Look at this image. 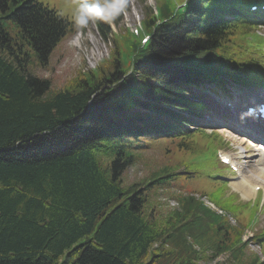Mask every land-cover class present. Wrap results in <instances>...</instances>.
I'll return each instance as SVG.
<instances>
[{
    "label": "trees",
    "instance_id": "trees-1",
    "mask_svg": "<svg viewBox=\"0 0 264 264\" xmlns=\"http://www.w3.org/2000/svg\"><path fill=\"white\" fill-rule=\"evenodd\" d=\"M186 1L184 12L172 0L160 15L147 6L144 34L123 30L98 69L54 89L32 62L45 69L79 28L39 0H0V264H194L193 234L211 262L264 264L250 248L257 242L264 255V230L244 240L257 207L239 213L225 183L172 197L178 207L162 225L156 210L146 214L184 164L186 174L201 166L195 138L204 133L184 127L204 107L200 92L264 85V52L249 41L258 26L236 15L246 1ZM95 23L108 40V23ZM140 142L174 164L129 188L124 167L139 161ZM215 143L205 159L213 153L218 164ZM223 216H239V227Z\"/></svg>",
    "mask_w": 264,
    "mask_h": 264
},
{
    "label": "rangeland",
    "instance_id": "rangeland-1",
    "mask_svg": "<svg viewBox=\"0 0 264 264\" xmlns=\"http://www.w3.org/2000/svg\"><path fill=\"white\" fill-rule=\"evenodd\" d=\"M39 1L49 8L56 10L62 17L67 18L72 23H74L73 17L79 4L84 2V0ZM89 2H91V0H89ZM147 2L149 3V6L155 5L154 0H147ZM179 5H182V3ZM145 7L146 5H144V3L141 1L136 2L133 0H128L124 7V10L122 11L123 19L121 21L119 20L118 24L115 23L114 20L109 23V29L112 30V32L108 40L97 28L96 23L90 22L86 28L79 29L72 38H69L68 40L66 39L67 41L64 40L54 49L50 57V63L45 69L40 68L39 62L33 60L30 68L31 73L39 75L41 77L53 76V88L58 89L63 86L69 79L73 78L76 74H89L93 70L98 69L102 65V63H104V61L109 58V55L114 48L113 39L115 35H122L123 30L125 29H130L131 31L138 30L139 34L141 33V31L145 30L143 28V24L146 16L149 14L145 10ZM254 33L256 34V37L253 35L250 36V43L252 44V46H254V49L258 51L262 50L264 52V42L261 40L263 42L261 43V41L259 40V38L264 39V27L262 29L256 30V32ZM143 41L144 39H142V42ZM93 53L96 54V56L92 59ZM206 87V89H209V86ZM217 94H222V90H218ZM227 94H234L235 98L230 102L233 104L235 110H231L230 108L227 109V107H224L227 101L221 100L223 109L229 110L230 116L228 118H224L215 122L217 124L216 127H218L219 129L218 131H216L217 133H207L206 135L200 134L195 138L199 144L197 145V147L206 151L199 159V161H201V166H199L198 168L195 167V172L186 174L185 169L187 165L184 164L181 167L180 174H178V177L175 179V182L172 184L167 194L163 195L160 192L158 194L160 198L153 202H149V208L146 214H149L151 211L156 210V212L154 213L160 219V225L171 218L172 213L170 211V207L176 209V205L174 204L175 201L172 197L178 195L193 194L200 198V195L202 193L215 190L216 187L220 185L217 182L221 181L214 179L213 176L215 175H217L218 177H222L223 180L226 181V194L236 195V193H239L240 201L244 203L238 206L240 208L239 213L241 214H253L254 211L252 210V208L254 207V205L250 204L246 208L245 204H248L249 202L252 203L256 201L257 198L259 201L264 197V178H258L259 176H261L260 172L258 171V169H261V166L257 167L259 163L258 155H261V152L258 151L261 147L258 144L264 142L255 141L244 129L245 126H248L249 128H251V130H255L260 133L262 132V130L259 126L255 125L253 121H249V123H243V121L235 118L241 116L239 114L240 110L237 108L236 100L242 97L243 102L249 100L264 101V89L263 87L254 88L245 87L244 85H229L227 87ZM219 103L220 102L218 101L215 102L216 105H219ZM220 125L224 127L219 128ZM239 126L243 131L242 134L237 132ZM216 127L212 126L211 128L215 129ZM230 127L234 128L236 132L234 130H231L232 128ZM211 128L209 129L211 130ZM214 134H216V136ZM210 141H215L219 145L216 150H212L215 153H218V160L219 156L227 155L231 159V161L235 165H237L238 169L236 173L228 170L227 167L222 166L219 162L218 164L214 163V160L212 158L213 153L210 154L211 159H205L209 156L210 150L212 149L210 146ZM137 145L138 147H141V151L137 152L140 154L139 161H137V163L133 167H124L128 168V170L124 173L121 181L124 186H127L129 188H133L139 182V179L143 180L144 177L151 171L156 170L166 164H174V162L169 158H166L162 154L154 152L153 146H150L149 144H143L142 142L138 143ZM205 145L208 146V150H206L207 147ZM252 146H254L253 149ZM255 154L256 156L253 157ZM180 160L181 156H178L177 161ZM224 169H227L228 171L225 172ZM255 173L258 177L255 175ZM241 174L247 178L253 177L251 185L254 184L256 186L257 184V187L263 188H261L258 197L255 196L256 198L245 199L241 191L234 189L232 183L239 180ZM254 181H256L257 183ZM259 185L262 186L260 187ZM262 192L263 194L260 195V193ZM208 205L213 211L222 215V213L219 212L215 207L211 206L210 204ZM235 205L237 204L235 203ZM256 213V222L255 225L250 226L249 231H247L248 237L253 236V234H255L256 232H261L264 230V205L260 206L259 209L257 208ZM244 217L245 216H243L242 220L244 219ZM224 218L228 220L230 227H239L238 225H236V221L240 218L239 216L237 217L238 219L234 216L232 218ZM192 239L193 242H191V258L194 264H226L225 260L227 259V257L224 256L220 257L217 261L211 262L212 256L200 250V246L198 242H196L194 234L192 236ZM251 240H253V238L245 241ZM256 244L257 242H253L250 248L253 249ZM254 251L257 252L261 260L264 261L263 256L257 250ZM159 264H170V262L164 259Z\"/></svg>",
    "mask_w": 264,
    "mask_h": 264
},
{
    "label": "clouds",
    "instance_id": "clouds-1",
    "mask_svg": "<svg viewBox=\"0 0 264 264\" xmlns=\"http://www.w3.org/2000/svg\"><path fill=\"white\" fill-rule=\"evenodd\" d=\"M125 7V0H84L74 14L77 28H86L90 22L111 23Z\"/></svg>",
    "mask_w": 264,
    "mask_h": 264
},
{
    "label": "bare ground",
    "instance_id": "bare-ground-1",
    "mask_svg": "<svg viewBox=\"0 0 264 264\" xmlns=\"http://www.w3.org/2000/svg\"><path fill=\"white\" fill-rule=\"evenodd\" d=\"M96 56V54H92V59L94 58ZM237 106H238V104H237ZM207 116V115H206ZM264 123V122H263ZM240 125V124H239ZM230 128H232V127H230ZM261 129H264V127H261ZM238 131H242V129L240 128V126H239V129H238ZM242 134V133H241ZM258 137H264V134H261V133H258ZM255 140V139H254ZM256 141V140H255ZM225 142V141H224ZM254 148V146H252V149ZM259 152H261V155L259 154L258 155V166L257 167H260L261 166V169H258V171L260 172V174H261V176H257L256 175V173H255V175L258 177V178H264L263 176H264V149L261 147L259 150H258ZM256 156V154L253 156V157H255ZM241 170V169H240ZM240 172V171H239ZM250 177V176H249ZM252 179H253V177H251V178H247V177H245V176H243L242 174H241V176H240V179L239 180H237V181H235V182H233L232 183V186L234 187V189H236V190H239V191H241L242 192V194H243V197L245 198V199H249V198H255V195H254V190H255V188L257 187V184H256V186L253 184V185H251L252 184ZM255 179V178H254ZM257 180H259V179H257ZM254 182H256V181H254ZM261 182V181H260ZM257 183V182H256ZM263 183V182H262ZM264 184V183H263ZM260 186V185H259ZM262 186V185H261ZM260 186V187H261ZM264 187V186H263ZM262 188V187H261Z\"/></svg>",
    "mask_w": 264,
    "mask_h": 264
}]
</instances>
